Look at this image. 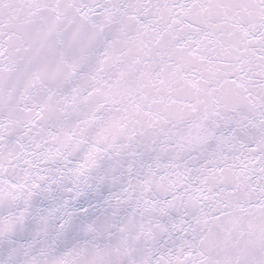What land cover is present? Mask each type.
<instances>
[{
  "label": "snow or ice",
  "instance_id": "1",
  "mask_svg": "<svg viewBox=\"0 0 264 264\" xmlns=\"http://www.w3.org/2000/svg\"><path fill=\"white\" fill-rule=\"evenodd\" d=\"M0 264H264V0H0Z\"/></svg>",
  "mask_w": 264,
  "mask_h": 264
}]
</instances>
